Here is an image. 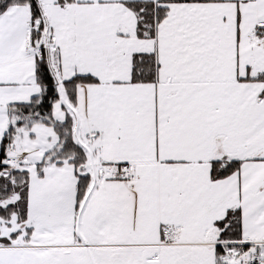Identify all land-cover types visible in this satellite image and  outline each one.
Here are the masks:
<instances>
[{
  "label": "snow or ice",
  "instance_id": "obj_1",
  "mask_svg": "<svg viewBox=\"0 0 264 264\" xmlns=\"http://www.w3.org/2000/svg\"><path fill=\"white\" fill-rule=\"evenodd\" d=\"M0 264H264V0H0Z\"/></svg>",
  "mask_w": 264,
  "mask_h": 264
}]
</instances>
